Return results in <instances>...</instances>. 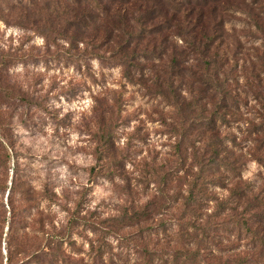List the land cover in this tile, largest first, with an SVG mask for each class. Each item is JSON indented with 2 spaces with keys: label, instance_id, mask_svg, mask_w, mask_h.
Here are the masks:
<instances>
[{
  "label": "rangeland",
  "instance_id": "obj_1",
  "mask_svg": "<svg viewBox=\"0 0 264 264\" xmlns=\"http://www.w3.org/2000/svg\"><path fill=\"white\" fill-rule=\"evenodd\" d=\"M123 1L0 0V264H174L165 238L188 247L194 234L192 144L220 105L238 121L227 134L241 178L264 189V150L248 135L264 131V38L247 27L264 0L203 8L226 65L212 71L207 58L170 67L193 44L159 11L185 0ZM215 72L225 84L209 94ZM222 185L204 199L225 197ZM216 205L195 211L211 239L193 263L264 264L258 239L221 224Z\"/></svg>",
  "mask_w": 264,
  "mask_h": 264
},
{
  "label": "trees",
  "instance_id": "obj_2",
  "mask_svg": "<svg viewBox=\"0 0 264 264\" xmlns=\"http://www.w3.org/2000/svg\"><path fill=\"white\" fill-rule=\"evenodd\" d=\"M218 1L219 0H202L203 5L198 3L196 9H193L191 3L185 0L184 6L174 2L171 15H168L164 9L159 11L164 20L162 21V26L168 28L165 31H179L180 29L183 37H185L187 41L186 43L191 42L193 44L191 50L189 48L179 50L181 56L179 58H181V60L172 59L173 61L170 67L173 69L183 66L189 67V62H195L198 65L203 58H207L204 59V68L206 67L207 70L212 71L214 66L220 65V69L226 66L224 64V58L221 59L220 64L215 59L216 54L213 50L215 49L216 35L213 33V26L210 25V15H208L209 17L205 15L203 9L206 5L215 4ZM123 2L128 4L130 1L126 0ZM163 3L164 1L162 0L158 1L160 6ZM156 8L160 9L161 7ZM215 10L216 9H213V12H215ZM154 11L155 8H153L152 12ZM247 14V16L253 20V26L247 25V27L254 28L264 38V28L262 27L264 23H261V21H264V13L259 14L249 11ZM155 16L158 17L157 14ZM118 17L121 19V14ZM152 17H154V13ZM256 31H254V33ZM256 52L259 51L256 50ZM183 53H186L184 57ZM210 53H213L211 60L209 59ZM258 55L259 58H263L264 51L262 54L258 53ZM260 60H262V66H264V59ZM216 71L219 70L216 69ZM183 73L184 68H180L178 75L180 76ZM221 74V72H215L211 76L212 82L209 88H205L204 91L211 94L212 90L215 91V86L218 90H223L226 77L223 76L222 82L220 83L219 76ZM211 99L212 98H210V104L213 105ZM222 101L223 99H221V102ZM213 106H215V104ZM225 107L227 106L220 105L217 111H213L210 119L205 125L206 130L202 132V134L196 135L195 141L192 144L195 172L192 175V182L189 185V196L183 205L189 210L184 215H188V217L192 219L191 227L194 232V234L190 236L192 241L188 242V247L196 245L198 249L191 250L188 249L187 246L180 244V242L184 241L178 238V236L174 239V242H172L169 236L166 237L165 244L175 243L179 246L173 258L174 264H194V260L201 252L199 248L211 239L209 235L211 228L209 229V227L207 228L202 225L204 220L201 213H197L198 216L195 214L196 209L199 211L206 210L207 208H203V206H205V204L207 205V203L217 204L218 212L214 216H222L224 218L221 224H227L231 229L234 227V229L238 230L240 233H242L241 230H244L246 234L252 238V241L254 240L253 237L255 241L258 239L257 242L262 248L255 254H264V239H259L257 237L260 233H264V189L262 188L259 190V188H255L241 178V159L243 155L240 153L237 154L234 150L239 145L236 142L235 136L233 137L227 134L228 130L233 125L238 126V121H231L226 117L229 113L226 111ZM221 110H224V112ZM231 115L237 116V114L235 115L234 113ZM262 127L264 128V123ZM222 132L226 133L224 138L221 136ZM248 135L254 145L253 153L257 151L262 152L264 150V131L262 128L259 126L255 132H250ZM258 135H261V137H257ZM195 143L200 145L201 148L195 147ZM182 144L183 141L179 143V146L181 147ZM180 147L178 149L181 153L183 150ZM261 156L263 159L259 158L258 161L264 162V154ZM221 182L224 185L219 188L225 191L226 196L221 199L211 196L212 200L210 201L204 199L203 195H206L205 192H207V187H216ZM204 187H206V189H204ZM214 216L210 215L209 217L212 218ZM251 224L253 225V230L249 228Z\"/></svg>",
  "mask_w": 264,
  "mask_h": 264
}]
</instances>
